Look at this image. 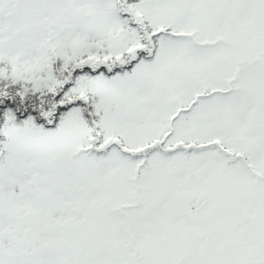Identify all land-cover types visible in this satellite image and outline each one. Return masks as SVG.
Instances as JSON below:
<instances>
[{
	"label": "snow or ice",
	"instance_id": "obj_1",
	"mask_svg": "<svg viewBox=\"0 0 264 264\" xmlns=\"http://www.w3.org/2000/svg\"><path fill=\"white\" fill-rule=\"evenodd\" d=\"M0 264H264V0H0Z\"/></svg>",
	"mask_w": 264,
	"mask_h": 264
}]
</instances>
